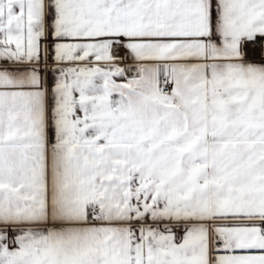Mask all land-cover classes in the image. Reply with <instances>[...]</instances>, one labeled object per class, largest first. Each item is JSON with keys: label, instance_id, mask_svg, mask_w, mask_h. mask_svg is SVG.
<instances>
[{"label": "snow or ice", "instance_id": "6c2138e0", "mask_svg": "<svg viewBox=\"0 0 264 264\" xmlns=\"http://www.w3.org/2000/svg\"><path fill=\"white\" fill-rule=\"evenodd\" d=\"M0 264H264V0H0Z\"/></svg>", "mask_w": 264, "mask_h": 264}]
</instances>
